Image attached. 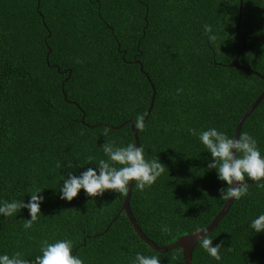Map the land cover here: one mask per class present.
<instances>
[{"label": "trees", "instance_id": "trees-1", "mask_svg": "<svg viewBox=\"0 0 264 264\" xmlns=\"http://www.w3.org/2000/svg\"><path fill=\"white\" fill-rule=\"evenodd\" d=\"M238 6L239 0H0V200L26 203L37 188L44 197L30 230L23 228L27 209L0 216V253L33 260L40 241L69 239L84 264H131L137 252L183 264L180 248L160 253L140 239L121 210L126 193L92 197L81 189L67 201L58 186L61 175L95 167L88 156L106 159L105 142L134 145L123 122L145 117L152 84L137 138L145 158L165 167L142 192L132 182L130 211L158 246L206 227L225 202V184L187 129L215 127L233 137L237 119L264 89L258 75L230 65L243 39L238 64L264 77V0H242L236 32ZM204 24L217 34L214 46ZM243 132L264 155V97L243 120ZM257 183H248V193L207 233L213 245L222 242L221 261L197 241L191 264H264V232L248 226L264 212Z\"/></svg>", "mask_w": 264, "mask_h": 264}, {"label": "clouds", "instance_id": "clouds-1", "mask_svg": "<svg viewBox=\"0 0 264 264\" xmlns=\"http://www.w3.org/2000/svg\"><path fill=\"white\" fill-rule=\"evenodd\" d=\"M203 35L208 44L214 46L217 41V34L210 24H204ZM180 92L181 89H177ZM136 130L143 131L145 128L144 116L137 115L133 121ZM109 129L105 128L101 133L108 134ZM187 132L195 136L203 146L204 151L210 154L211 159L207 164L208 169H214L217 179L223 181L225 186L219 190V198L224 201L239 200L248 193L247 180L257 183L258 188H264V155L258 147L257 140L247 132L236 137H230L215 127L205 130L188 128ZM106 159H96L93 156L86 158V164L93 163L95 167H88L78 176L71 171L67 176L61 175L58 190L59 198L71 201L77 193L83 189L88 196H98L105 190L117 192L121 195L128 191L129 182L135 183L137 191H144L151 187L164 172V165L157 157L146 159L144 149L141 146L128 143L126 146H115L114 142H105L100 146ZM115 165H120L116 167ZM59 166V165H58ZM82 167V166H81ZM67 168L72 169L71 161H68ZM40 188L29 193V199L24 200H0V216L11 217L21 209H27L28 219H25L23 228L32 229L37 222L40 212V204L43 195ZM252 232H264V212H261L249 222ZM161 231L167 233L169 229L162 227ZM204 233L200 235V233ZM207 230L198 228L194 235L199 241L200 247L212 259L220 262L221 243L213 245L212 238L206 234ZM40 255L33 260L23 258L20 252L11 255L0 253V264H84L83 260L73 254L72 241L69 239H57L52 243L48 240L40 241ZM131 264H160L155 255H144L137 252Z\"/></svg>", "mask_w": 264, "mask_h": 264}, {"label": "water", "instance_id": "water-1", "mask_svg": "<svg viewBox=\"0 0 264 264\" xmlns=\"http://www.w3.org/2000/svg\"><path fill=\"white\" fill-rule=\"evenodd\" d=\"M241 5H242V0H239V6H238V9H239V12H238V20H237V23H236V26H235V30L236 32L238 31V24H239V19H240V12H241ZM244 45H245V41L242 39V44L236 54V56L233 58V60L230 62V65L236 67V68H239V69H242V70H245V71H248V72H251L255 75H258L263 81H264V77L257 73L256 71L254 70H251L249 68H246V67H243L241 65L238 64V56L240 54V52L242 51V49L244 48ZM49 52V50H48ZM48 54V53H47ZM140 66V69H141V65ZM67 77H65L64 79H66ZM151 84V83H150ZM62 85V84H61ZM151 89H152V93H151V97H150V102H149V106H148V109L146 111V115L144 117V120L145 118L147 117L150 109H151V105H152V102H153V99H154V94H155V90H154V87L153 85L151 84ZM63 92V91H62ZM64 95V93H63ZM264 97V89L258 94V96L253 100V102L249 105V107L239 116V118L237 119V122H236V126H235V129H234V134H233V137H236L239 135V131H240V127H241V124L243 122V120L248 116V114L257 106V104L259 103V101ZM82 119V118H81ZM124 123H129L130 124V128L132 130V133H133V137H134V145H137L139 146L138 144V138H137V131L134 127H133V121L130 120V119H127L123 122ZM100 123L98 124H93V125H89L90 127H93V126H96V125H99ZM112 127V126H110ZM246 182L247 183H252V181L250 180H247L246 179ZM131 184L132 182L130 181L129 182V187H128V191L126 192V195L125 197L123 198V201H122V204H121V210L124 211V213L126 214L129 222L131 223L133 229L135 230V232L137 233V235L140 237L141 240H143L148 246H150L152 249H154L155 251L157 252H166V251H169L171 249H174V248H180L181 249V252H182V260H183V264H191V253L197 243V237L194 235L195 232L193 233H187V234H183L181 236H179L177 239H175L173 242L171 243H168L164 246H158L155 242H153L151 239H149L142 231L141 229L139 228L136 220L134 219L131 211H130V207H129V197H130V191H131ZM233 202V200H229V201H225L223 206L221 207V209L218 211V213L214 216V218L211 220V222L206 226L204 227L203 229H206L207 232H210L213 227L218 223V221L221 219V217L225 214V212L228 210V208L230 207L231 203ZM204 233H200V235H203Z\"/></svg>", "mask_w": 264, "mask_h": 264}]
</instances>
